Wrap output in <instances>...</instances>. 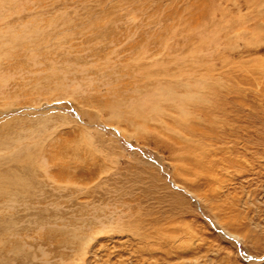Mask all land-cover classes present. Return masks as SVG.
I'll list each match as a JSON object with an SVG mask.
<instances>
[{"label": "rangeland", "instance_id": "374dc122", "mask_svg": "<svg viewBox=\"0 0 264 264\" xmlns=\"http://www.w3.org/2000/svg\"><path fill=\"white\" fill-rule=\"evenodd\" d=\"M0 185L23 264H264V0H0Z\"/></svg>", "mask_w": 264, "mask_h": 264}, {"label": "bare ground", "instance_id": "6f19581e", "mask_svg": "<svg viewBox=\"0 0 264 264\" xmlns=\"http://www.w3.org/2000/svg\"><path fill=\"white\" fill-rule=\"evenodd\" d=\"M11 186H14L18 194L21 192L22 185L18 178L14 180V185ZM18 236L20 237L14 224L8 221L0 222V264H23L20 256L22 241Z\"/></svg>", "mask_w": 264, "mask_h": 264}]
</instances>
